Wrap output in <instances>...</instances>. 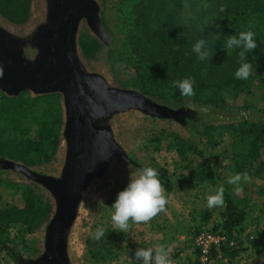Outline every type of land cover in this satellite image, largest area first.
<instances>
[{"label": "rangeland", "instance_id": "374dc122", "mask_svg": "<svg viewBox=\"0 0 264 264\" xmlns=\"http://www.w3.org/2000/svg\"><path fill=\"white\" fill-rule=\"evenodd\" d=\"M118 1L96 0L100 6L101 22L108 23L114 31L112 36L102 23L110 38L108 46L90 34L84 21L80 24L78 38L86 36L98 43L97 51L89 57L82 54L79 46L85 68L90 72L102 74L112 87L139 91L132 87L130 81L135 77L134 67H141L138 73L145 76L146 84L153 93L147 97L171 108L186 105L190 109L206 113L208 117L205 122L188 121V130L175 122L144 116L136 111L121 113L112 119L110 127L114 137L129 155L130 163L113 164L104 176L91 183L69 236L67 246L69 264H142L135 260L134 251L139 248L135 245H146L148 241L151 242L150 247L153 249L158 245L171 249L170 259L173 264H199L194 245V237L198 233H212L224 237L221 249L218 252L214 251L207 264H264V144L259 162L248 168L251 180L249 182L242 180L238 185L242 191L237 192L235 190L237 185L227 183L229 177L239 173L238 167L245 163L252 141L247 135L230 130L229 125L238 127L264 120V84L261 83L264 73L253 72V75L244 80V87L241 90L228 86L217 89L214 78L208 77V65L198 60L193 48L183 51L179 68L173 66L171 59L166 56L164 64L158 66V71H162L161 75L155 71L154 66L136 63L134 52L139 48L136 41L129 45L125 44L118 53L110 54V49L120 47V42L123 41L122 33L127 37L125 40L127 43L130 37H145L153 32L156 22L167 13H171L172 9L171 3L165 0H122L121 3ZM43 6V0H32L30 17L24 24H11L1 16L0 23L13 32H26L41 20ZM200 8L209 10L205 0H182V6L173 18L176 39L170 50L179 48L181 39L195 38ZM142 13L143 17L139 18ZM263 35L264 31H261L260 36ZM168 53L171 54L170 51ZM120 61L126 65L118 63L116 65V62ZM189 77L195 80L193 87L202 83L207 86L205 95H216L219 100L213 107L219 111L206 110L207 107L193 97L183 96L181 101L176 100V91L179 89L172 87V82ZM158 94L163 95V98L158 97ZM39 97L42 96H34L31 93L24 96L29 102L30 110L24 119L17 122L19 127L14 128L9 123L0 121V142L33 138L35 132L45 126L47 122L45 114L55 115L58 111L61 114V125L56 152L49 161L28 166L40 173L57 174L64 154L61 136L62 101L59 95L56 101L50 102L36 101ZM187 98L190 101L185 100ZM192 131L199 134L204 151L207 150V157L215 160L216 170L226 192L246 213L244 222L231 235L221 230L224 207L209 208L207 205V198L215 194V188L209 181L200 182L201 155L197 150L193 154L187 153L186 156H180L176 151V143L180 139L188 141ZM144 167L168 173L172 190L165 191V195L169 202L165 211L147 223L135 224L129 221V230L124 233L112 222L114 209L111 206L117 194L129 183L130 174ZM255 170L259 172L255 174ZM28 189L39 197L43 205L50 207L48 220L29 235H24L23 228L18 225L7 228L6 249L0 250V264L39 263L38 258L45 253L44 234L53 212L52 197L47 191L21 175L0 171L2 202L21 208L23 205L21 193ZM98 227L112 229L116 242L111 247L108 244V248L99 250L101 258L91 259L86 252L85 241Z\"/></svg>", "mask_w": 264, "mask_h": 264}, {"label": "water", "instance_id": "95a60500", "mask_svg": "<svg viewBox=\"0 0 264 264\" xmlns=\"http://www.w3.org/2000/svg\"><path fill=\"white\" fill-rule=\"evenodd\" d=\"M41 20L23 33L0 23V92L9 98L23 93L59 95L63 109V162L56 174L37 172L0 157V171L21 175L49 193L53 212L44 234L45 253L39 264H69L67 246L81 203L93 180L115 164H129L110 123L121 113L175 122H205L206 113L186 105L171 108L141 92L109 85L100 73L88 71L80 57L82 21L90 34L108 46L110 38L96 0H43Z\"/></svg>", "mask_w": 264, "mask_h": 264}, {"label": "trees", "instance_id": "16d2710c", "mask_svg": "<svg viewBox=\"0 0 264 264\" xmlns=\"http://www.w3.org/2000/svg\"><path fill=\"white\" fill-rule=\"evenodd\" d=\"M32 0H0V16L6 21L14 25L26 23L30 17V6ZM171 3V13H167L156 22L153 32L145 37H130L128 43L125 41L126 36L122 33L123 41L120 42L119 48L110 49L109 53H118L125 44L129 45L136 41L135 50L136 63L139 65L154 66L155 71H158V66L164 64L166 56L171 59V63L176 68L181 66L183 51H189L195 43L201 39L207 42V47L210 50V57L204 60L209 68L210 79L214 78L217 83L216 88L228 86L235 90H241L244 87V80H239L235 77L237 69L240 67L239 51L241 49L226 50L223 44L226 37L240 33L241 31L251 30L255 34L257 48L248 54V61L253 65V72L264 73V0H205L209 10L199 9V15L196 26L195 38L187 37L181 39L180 47L175 50H170L172 43L176 39L175 25L173 22L174 15L182 6V0H165ZM119 0L118 3H121ZM226 5L227 11L220 12V6ZM140 15L139 18L143 17ZM104 27L113 36L114 31L108 23L102 22ZM249 24L251 28L249 29ZM219 26V27H217ZM198 33V34H197ZM125 38V39H124ZM78 43L84 56H92L98 49L96 40L86 36H80ZM170 51L171 54L168 53ZM229 54H228V53ZM126 65L124 62H116ZM132 66V65H131ZM134 67V66H133ZM130 68V67H129ZM131 69V68H130ZM141 67H134V78L130 83L133 88H136L145 96L153 95L151 88L146 84L145 76L138 73ZM159 75L162 71L159 70ZM133 75V74H132ZM157 80V78L155 79ZM264 84V78L261 80ZM195 95L194 99L201 101L206 107V110L219 111L213 107L218 103L216 95H205L207 86L202 83L196 84L193 87ZM23 93L17 98H9L0 92V121H5L14 128L18 126L17 122L24 119L29 110L30 105ZM176 100L181 101L183 96L180 91H176ZM163 98V95H157ZM58 95H46L36 99V101H56ZM187 101H190L185 99ZM183 100V101H185ZM47 122L45 126L35 132L33 138L25 140L14 139L10 141L0 142V157L8 158L15 162H20L26 166H36L47 162L56 152L58 144V132L61 125V114L57 111L55 115L45 114ZM19 127V126H18ZM230 130L236 133H243L252 139L251 150L247 155V159L238 167L239 173H248V168L256 162H259L261 148L264 144V120L247 125H229ZM19 130V128H18ZM193 130V129H192ZM198 154L202 157V164L199 167L200 182L209 181L216 189L219 185H223L220 175L216 170V162L214 159L207 157V150L204 151V145L201 142L199 134L192 131L188 141L179 140L176 143V151L180 156H186L187 153ZM212 160V161H211ZM246 168V169H245ZM257 174L259 171L255 170ZM159 179L164 186L166 192L172 190V182L167 177L168 173L158 172ZM224 215L222 217L221 230L226 234H232L235 229L239 228L245 220L246 213L244 209L233 200L226 192L224 186ZM23 205L21 208L2 202L0 198V250L6 249V229L10 226H21L24 235L31 234L37 227L48 220L50 207L43 205L39 197L31 190H24L21 193ZM207 220V219H206ZM104 236L100 239H95L94 234L86 239V252L91 259L101 258L100 249L108 248L115 244V232L112 229H104ZM214 252H212L213 255Z\"/></svg>", "mask_w": 264, "mask_h": 264}, {"label": "clouds", "instance_id": "9594fccd", "mask_svg": "<svg viewBox=\"0 0 264 264\" xmlns=\"http://www.w3.org/2000/svg\"><path fill=\"white\" fill-rule=\"evenodd\" d=\"M225 11H227V6L221 5L220 12ZM251 26L249 24V29ZM223 48L226 50L241 49L238 53L240 67L235 73L237 79L247 80L253 75V65L248 61V54L257 48V41L253 31H241L238 34L226 37ZM193 52L197 54V58L200 61L207 60L210 57L207 42L203 39L195 43ZM194 83V78L189 77L172 82V87L178 88L182 96L192 97L195 95L193 90ZM242 180L249 182L251 177L246 172L237 173L234 176H230L227 183L237 185L235 190L241 192L242 188L238 185ZM214 191L215 194L207 198L209 208L224 205V186L219 185ZM168 202L157 170L152 167H144L138 172H132L127 186L117 194V198L111 206L114 209L111 219L113 224L121 232L125 233L129 230V221L135 224L147 223L159 213L165 211ZM104 234V229L98 227L94 238L100 239ZM170 252L171 249L166 248L164 245H158L155 249L141 247L135 252V260L142 262V264H173L170 259Z\"/></svg>", "mask_w": 264, "mask_h": 264}, {"label": "built area", "instance_id": "2783aa9c", "mask_svg": "<svg viewBox=\"0 0 264 264\" xmlns=\"http://www.w3.org/2000/svg\"><path fill=\"white\" fill-rule=\"evenodd\" d=\"M224 237H218L212 233H198L194 237V245L197 249V257L199 264H207L212 252H218L223 244ZM232 246V243L229 244Z\"/></svg>", "mask_w": 264, "mask_h": 264}, {"label": "crops", "instance_id": "0c3cea01", "mask_svg": "<svg viewBox=\"0 0 264 264\" xmlns=\"http://www.w3.org/2000/svg\"><path fill=\"white\" fill-rule=\"evenodd\" d=\"M145 239H147V237ZM150 244H151V242L148 241L146 245L136 244L135 246H139V248H141V246H142V248H149ZM134 252H136V250Z\"/></svg>", "mask_w": 264, "mask_h": 264}, {"label": "flooded vegetation", "instance_id": "af4514ba", "mask_svg": "<svg viewBox=\"0 0 264 264\" xmlns=\"http://www.w3.org/2000/svg\"><path fill=\"white\" fill-rule=\"evenodd\" d=\"M32 264H39V263H37V262H34V263H32Z\"/></svg>", "mask_w": 264, "mask_h": 264}]
</instances>
